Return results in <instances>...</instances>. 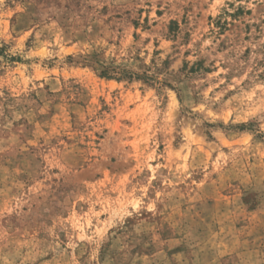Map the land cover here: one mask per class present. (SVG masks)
<instances>
[{"label": "rangeland", "instance_id": "1", "mask_svg": "<svg viewBox=\"0 0 264 264\" xmlns=\"http://www.w3.org/2000/svg\"><path fill=\"white\" fill-rule=\"evenodd\" d=\"M0 264H264V0H0Z\"/></svg>", "mask_w": 264, "mask_h": 264}, {"label": "trees", "instance_id": "2", "mask_svg": "<svg viewBox=\"0 0 264 264\" xmlns=\"http://www.w3.org/2000/svg\"><path fill=\"white\" fill-rule=\"evenodd\" d=\"M109 74H110V73H109L108 71H104V72L102 73V75L105 76V77L113 78V77H111L112 75H109ZM239 128H240V129H243V128H245V126H244V125H241Z\"/></svg>", "mask_w": 264, "mask_h": 264}]
</instances>
